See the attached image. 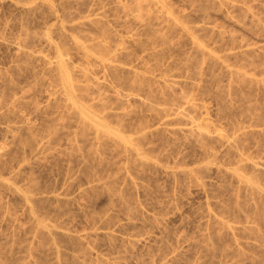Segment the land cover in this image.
<instances>
[{
	"label": "bare ground",
	"instance_id": "bare-ground-1",
	"mask_svg": "<svg viewBox=\"0 0 264 264\" xmlns=\"http://www.w3.org/2000/svg\"><path fill=\"white\" fill-rule=\"evenodd\" d=\"M40 1H41V3H40ZM111 1L113 2L114 12L118 13L119 16H121V18L119 20L115 19L117 17L113 18V19H115L114 23L124 24V26H126V27H122V25H121V28L123 29L124 35L125 34H127V35L131 34L130 36H132V39H133V37L137 38L139 36L138 34L141 33V32L138 33L139 31H143V33H146L148 38L150 37L147 40V42L149 44H154V45L164 43V42L166 43L165 40H167V37L172 32H175V31L179 33L178 36L179 35L184 36L186 38V40L188 41L189 50H188V55H187V53L185 54L186 55L185 59L182 58L183 64L181 66L182 67L181 69L184 70L187 74L189 73L190 74L189 76H191V78H193L194 80H196L200 83L199 90L201 89V93H203L204 86L207 84V81H208V83L210 82V83L214 84V86L211 85L212 87L216 86L215 92L217 94V97L224 98L226 100V101L225 100L224 101L227 102L226 104H228L230 106L233 103H235V106H234V104H233V106L236 107V110H240V108L242 107L241 111H239L240 112V119H239L240 122L236 124V122L234 120L235 123H233V126L229 127L230 129L232 128L231 132L229 130L228 134H223V133L217 131V129H215V130L211 129L209 124L206 122V119L202 120V119H204V117L202 119L200 118L201 121L197 120L198 116H200L205 109L204 106L202 105L204 103L198 104L196 99H195L196 97H200L201 94L199 91H198L199 96L196 95L195 98H194V95L191 96L192 94L191 95L189 94L190 92L189 93L187 92L189 94V96L187 94H184V92H181V93H183V95H180V96L177 95L178 97L176 99H174L176 101L174 103H176V104H174L173 103L174 100H172L173 97H176V96H173L172 99L170 98L172 100V102L170 100L169 105H170V103H173L174 107L151 105L149 103V99H151L150 97H154V96H153V94H151L152 90H148V89L149 88L151 89L153 86L149 85V88L147 89V91L144 92V89H145L144 84H145V86H148V85H146L148 79L145 83L144 79H146V78L143 77L144 75L140 76L141 73L139 74L137 71H135V72L132 71V68L130 69L132 71V74H131V71L129 72L130 67L125 68V65L122 63L126 62V61H124L126 56H124L123 62L121 60L123 58L122 56L125 54V51H124V47H125L124 41L125 40L123 41V38L119 39L120 37L118 38L116 33L113 34V32L111 31V28H110L111 26H109L106 22H104L102 20V18L100 19V18H93L92 17L93 18L92 19L89 17L90 20H88L89 18L88 19L85 18L87 20L86 22L89 21L87 24L90 23L89 26L91 28H93V30H94V32H96L97 36L96 35L92 36L90 33H87L85 35H82L81 37L77 36V34H76L77 37L76 36L74 37L73 35H72L73 37H71V35L69 34L70 37L68 39L71 42V44L70 43L69 44L72 46V49L75 50L77 54H79V56L81 57V59L83 61V64L81 63L82 64L81 67H76L75 65L72 66L70 64L71 62L69 60H66L65 57H63V51L58 49V47H60V45L62 43L60 42L61 43L60 45L57 44V45H59L58 47H56L57 46L56 44H55L56 45L55 46L52 43L51 38H50V34L53 36L52 32L47 33L45 31L43 34H39L38 37L35 34L34 35L36 37H32L34 35L29 34V33H31V31L28 33V30L26 28H25V30H24V28L23 29L21 28L18 36L15 39L13 38L14 41L10 40L12 42L9 45L7 44L5 46H8V49L11 51V56L13 55L12 57H14L15 59L19 58V57H22V58L24 57V58L28 59L29 62L37 63V64L41 65V67H43V75L41 74L42 78L40 79V82L39 81L38 82L40 83V85H43V87L46 86L48 83V87H46V89L44 90L47 93V95H46L47 96L46 97V100H47L46 104L47 105H45L46 108L45 109L43 108L44 110L43 109L42 110L45 111L47 109L48 111H50V113H53V116L49 117L50 114H46L47 116L45 118H47V117L50 118L49 122H47V123H49V127L48 128L45 127V128H47V130H45L43 128V130H45V131L42 133L39 132L41 134H39L38 137L33 136L34 134L32 131H33V125L35 126V124L32 125V123L30 122V119H27V118L25 119L24 117H22V114H20V117L17 116L20 112L19 109H21V107L23 105H25V107H26L25 103H27V106L29 104H31V102H28V101H30L29 98L31 97L30 92H29V91H31V88L28 87V88H30V90L27 89L28 91H25V90L21 91L20 90V92H19V94H17V96L13 93L15 95V97L12 96L13 98L10 101V103H9L10 106H8L7 110H8V113H10L14 117V119L16 118V122H12L13 123L12 125L10 123V125L5 126V129L3 130L4 133H2V135L4 134L3 135L4 139H3L2 143L0 144V162H1V160H4V159H2V157L6 154V150H8L9 147H10V150L12 147L14 149H16L19 152L21 157H20V160L18 161V163L17 164L15 163L16 166L18 167V170L16 172H14L13 175L10 176L9 179H3L2 176L0 177V215L2 218V219L1 218L0 219L2 220L3 224H5L10 230L9 235H8L9 237L6 240V241H8L7 242L8 246L5 245V247H6L5 251L10 252V250H12L14 248V246L16 245V242L20 243V241H17V237L15 234L18 231L23 230V231L27 232L28 237L26 238L24 243L22 242V245H20V246L18 245L19 248L21 247V250L23 252L21 260L20 261L17 260L18 264H46L47 262L45 259H47L49 261L48 262L49 264H121V263H119V261H121L122 256L119 253H115V256L112 257V260H111L112 262L109 261L111 263H108L107 261H105L106 259L104 260L103 257H102L103 259L100 258L101 256H98L97 258L95 257L96 259H94V261L91 259V263H89L90 262L89 257L91 255V249H88V248H90V247H88L89 245H93L95 243V241L97 240V238L100 236H104L109 241L114 240V239H112L113 236H112V234H110V232L106 233L104 231L105 232L104 233V232L100 231V230H103L104 227L99 226L100 228L92 229L89 231H84L83 233H79L77 236L76 235L73 236V235L69 234L68 233L69 230L65 229V231H63L64 228L61 229V226H60L61 224L57 223V221H56L57 219L56 220L54 219V217H59V214L54 210V208H57L56 210L58 211V208L60 206L59 207H50V208H52L51 210H54V211H51V210H48V211H51L53 213L56 212L55 214H58V216H55V214L52 215L50 212L49 215H50V217L53 216L52 218H49V215L47 218L46 217L47 215L44 213L45 211H41L43 204H44L43 202L46 199L47 201H45V202L48 203L49 198L47 199V197L43 196L45 198V199L43 198L44 199V201H43L42 199H40L41 195H40V197L37 195V194H39L38 190L41 191V189H38V187L36 185L37 183H34V182L37 181L38 179H36L34 181V179H33L34 175L32 176V174H30L31 176H29V174H28L29 177H27V178L25 177L26 180L22 183V185L20 184L21 187L16 186L17 184H15V182H18V181H16V179L20 173L21 168L25 167V170H26V167H28L27 169H29V171L33 173V171H31L32 168H34L33 165H35V164L38 165V163H40V165H41V162L42 163L45 161L48 162V159L51 160L50 158H53V157L55 158V156L60 157V156H63V154H64V155L69 156V157L70 156L75 157L76 155H78L77 153L80 152L79 151V147H81V146H79L80 144H84V145L86 144L85 148L87 150H88V148H87V145H88L91 156L96 155L95 151L98 150V148L101 146H105L104 148L109 147L108 150L113 151L115 153L114 155H116V156L118 155L119 159L113 160V163H114V161L115 162L118 161L117 162L118 164L114 163L115 165H117L116 171L115 170L114 171L112 170V171L115 172L116 174H118L119 179H121L122 176H124V177L127 176L128 169L126 168L127 166H125L127 164L128 165L130 164V166H131V164H133L132 167L133 166L134 167L132 168V170L135 167H136L135 169H137V166H139L138 168L140 169V171H142L141 168H143V167H144V169H145V167L152 168L151 169L152 171L154 169L156 170L157 167H156L155 161L158 158L157 159L155 158V161L153 160L154 162L152 161V159H151V161H149L151 158V154H150V157H146L149 155V153L147 155L146 154L147 152H146L145 153L146 156H145L144 152H142L140 150L142 148V146L140 148V144L142 143L141 145H144V143H145L144 139H148V138H145V135L147 134V132L145 131V127H144L145 124L143 123L144 125L142 124L143 126L141 125L142 126V128H141V126H139V121H140L139 119L140 118L135 114H137V112H138L139 113L138 115H141L140 112L144 111L145 113H147V116H149V119L151 118L153 121H156V120L162 121L163 124H161V125H163L164 128H166L171 134H173V135L182 134L184 137H186V140L189 139L192 142H194V144L196 143V145H198V147L201 149V153H203V156L205 155V157L208 158V161H211V162L214 161L215 162L216 158H218V157H216L217 155L214 152L215 150H213V147L214 148L216 146L224 147L226 149L225 150L226 152L231 153L232 157L234 158V162H235L234 167H232V168L213 167V165H211L210 164L211 162H210L208 164L204 163L205 165L204 164L202 166L199 165V167L197 166L194 169H188V170L184 169V168L183 169H176V168L173 169V167L168 168L169 166H167L166 168L161 169L162 170V173H161V171L159 170V167L161 166V164L159 163L160 164L159 165L157 163V162H159L158 160L156 161V163L158 164V169H157L158 172L160 171L161 174H164V176L167 178V180L168 179H174L175 177H178V176L184 177V180H185V178L190 179L189 181H192L191 179L196 180L197 177L199 179L200 178L205 179L212 172L215 173V176H219L220 180L221 179L223 180V181L221 180L222 183H220V184L222 185L224 183L222 185V187L224 189V190L223 189L222 190L224 193H226L227 191L229 192L230 195H227V196L230 197L228 200H231L230 201L231 205L229 208H228L229 205H227L228 209L224 212L222 211V214L221 215L219 214L220 216H217L216 213L214 215L213 214L214 212L209 210V206H211V205H209L210 203L209 204L206 203V205H204V207L200 210L199 219L201 221V227H203V230H205V232H206L203 234L204 236L202 235L203 236V242H202L203 246L201 244L200 245L202 246L203 251L205 250L210 256H214V255L220 256L221 259H223L224 264H238V263H241V261H243V260L246 261L249 258H247L248 254H245V252H246L245 249H249L251 246H253L252 244L255 243V242H253L251 244L249 240L256 241L260 237L262 238V236H260V233H261L260 227H261V225L264 226L263 225L264 224V207H263L264 206V191L262 189L263 186L261 187V185L259 184V181H258L259 178L261 180V177H264L263 176L264 175V163L253 161L252 157H250L249 155L246 154V152L248 150V146H252L251 144H249V141L251 140V142H252V140H254V139L255 140L259 139L256 137L262 136V138H263V136H264V106L263 105L261 106L257 103L258 102L257 96H256L257 100L254 97L257 94L264 96V55L261 53L257 54L258 52H264V51L263 50L258 51V50H260V49H258L257 50L258 52H256V50H254V47L252 48L246 41H243V40L238 41L237 37H235V33L233 35V33H228V32H226V31H224L218 27L212 26L210 24V22H208L209 16L207 15V9L208 8H214V7L223 8V11L225 10L227 12L226 14L229 16L233 12L234 13L236 12V14L239 15V16H237V18L241 17V20H242V18L248 20L250 22V24L253 25L252 28H254L255 31H257L258 35H260L261 37L264 38V21H263L264 18L260 19V18H258V15L256 16V14H255L256 12H254V8L256 5L254 6L255 3L254 4L252 3L253 1H256V0H204L206 3H204V5L198 6V8L200 7L199 10L196 9L199 11V13H197V14H200V16L203 20L202 25H197V26H192V27L191 26L188 27L187 25H186V27H184L185 25H183V27H182V25H180V23H178L176 21L177 19H175L173 17L175 12L172 15L170 13L171 10L169 8L168 9L170 11L168 12L167 9L165 8V6L160 5L156 0H111ZM195 1L196 2H198V1L203 2V0H195ZM0 2H1V0H0ZM39 3L40 4H38V5L40 6V9H41V6H44V7L46 6V9H47V7H49V6H47L49 4V3L47 4V1L45 2L44 0H39ZM164 3H166V2H164ZM189 3H191V2H189ZM246 3L247 4L252 3V4L247 5ZM175 4H176V2H175ZM191 4L194 5L195 2L191 3ZM35 5H37V3ZM35 5H32V6L34 7ZM198 5H200V4H198ZM32 6H30V8L28 6H26V7H28V9H26L25 4H24V8L20 5V7H22L23 9H26V10H22V8L20 9V7H18V8L20 11H23V13H24L23 16L25 17V14L29 15V12L31 13V11H33L31 9ZM195 6H196V4H195ZM173 7H174V5H173ZM35 8H34V10H35ZM50 8L51 7H49V9ZM209 11H210V9H209ZM228 11L231 12V14L230 13L228 14ZM115 13H113V14L117 15ZM33 14L34 13H32L31 15H33ZM177 15H179V14H177ZM183 16H185V15L183 14ZM232 16H234V15H232ZM232 16L228 17V18H229V21L232 20V22H234V20L237 18L235 17V19H234V18H232ZM24 17H22V18H24ZM26 19H27V17H26ZM185 19L186 18H184V21H185ZM239 20H240V18L238 19V21ZM113 21H112V23H113ZM180 21L182 22V19ZM248 21H246V22H248ZM240 22L241 21H239V23ZM85 23H83V25ZM182 23H184V22H182ZM57 24H58L57 26L55 24H54L55 26L54 25L52 26V28L54 27L53 33H56L57 37L61 36V38H63L62 36H64L66 34V33L63 34V29H67V28L62 27L63 25L62 26L59 25L60 23H57ZM185 24H186V22H185ZM75 25H74V28H77V27H75ZM77 25H79V24H77ZM244 25H246V24H244ZM24 27H25V25H24ZM81 27H78L79 30ZM51 30L52 29H50V31ZM93 30H91L92 34L94 33ZM249 30H250V28H249ZM251 30H253V29H251ZM77 31H78V29H77ZM79 32H77V33L79 34ZM121 32H122V30H121ZM115 35H116L117 39H119V40L116 39ZM166 35H167V37H166ZM65 36L67 37V35H65ZM140 36H141V34H140ZM207 36L212 37L211 39H212V45L213 46L211 45V47L212 48L214 47L213 49H209L208 48L209 46L206 47L205 43H201L203 41H200L198 38V37H202L201 40H204L207 38ZM238 36H240V35H238ZM59 39H60V37H59ZM30 40L35 41L38 44V46H40L41 51L31 52V51L27 50L26 49L27 47L25 48V46L27 43H29ZM64 40H66V39H63V40L60 39V41H63V42H64ZM134 41H136V40H134ZM6 42H4V43H6ZM138 42H136V43H138ZM148 43H146V44H148ZM29 45H28V47H29ZM126 45H127V43H126ZM142 46H144V45H142ZM149 46L150 45H148V47ZM62 47H63V44H62ZM145 47L147 48V46H145ZM151 48H153V47H151ZM140 49H142V47ZM216 51H219V52L224 51V54L219 55L218 52L216 54ZM155 53H157V51ZM158 57L161 58V55ZM155 58H157V57H155ZM180 60H181V58H180ZM129 61H131V59ZM159 63H160V61H159ZM31 66H32V64H31ZM133 69H135V68H133ZM181 69H179V71ZM145 70H147V69H145ZM182 70H181V72H184ZM185 72H184V74H185ZM125 73L128 76H130V74H131V77L127 76L129 78V79H127L126 75L124 77ZM203 73L208 75V77L205 75L206 76L205 79L208 78V79H206V81L203 80L204 77L202 78V76H204ZM144 74H145V72H144ZM108 76H110V79H112L114 84L117 85V87L115 89L113 87L111 94H108V86H107V82H106V78ZM0 77H1V74H0ZM48 77H50V78H48ZM3 78H1L0 81H2ZM5 79H6V77H5ZM165 80H167V79H165ZM165 80L164 81L161 80V81H163V84H161V85L164 86V87H162L164 90L163 89L162 90L164 92H165V90H167V91H171L174 93L175 87H177V85L180 84V82L178 83V81H172L173 83L170 82L168 84ZM183 80H185V79H183ZM6 81H7V79H6ZM204 81L206 82L205 85L203 84ZM10 82H12V81H10ZM45 83H46V85H44ZM151 83L153 84V82H151ZM193 84H194V81H193ZM195 84H194V86H195ZM3 85H4V83H3ZM7 85H8V81H7ZM201 85H203V86L201 87ZM124 86L128 88L127 92H129V94L126 93V95H124V94L122 95L120 93V89L122 87L124 88ZM211 86L209 85V87H211ZM36 87H37V85H36ZM109 88H110V86H109ZM154 88H157V87H154ZM7 89H8V87H7ZM10 90H12V89H10ZM162 90H160V91H162ZM208 90H209V88H208ZM242 90H245V93H243ZM121 92H122V90H121ZM171 92H170V94H171ZM7 93H10V92H7ZM166 94H168V93H165V95ZM7 96H9V94ZM201 96L204 97V94H202ZM163 97H164V95H163ZM262 97H260L261 100H262ZM1 99H0V103L2 104L3 99H2V101H1ZM6 99H8V98H6ZM221 100L222 99H219V101H221ZM263 100H264V98H263ZM4 101H6V100H4ZM224 101H223V104H225ZM44 102H45V100H44ZM237 103L240 104V106H241L238 109H237V107L239 105ZM260 103H261V101H260ZM7 104H8V102H7ZM113 104H114V106L112 107ZM223 104L221 102V105H223ZM262 104H264L263 101H262ZM33 105H32L33 112L34 111L36 112L38 108H37V106H34L37 109L34 108ZM228 105H226V106H228ZM226 106H225V112L228 109V107L226 109ZM30 107H31V105H30ZM111 107L112 108L116 107L115 109L118 112L114 110L116 113H113V110H112L111 111L112 113H111L110 112ZM230 107H232V106H230ZM234 107H233V109H234ZM223 108H221V109H223ZM221 109L219 112H222ZM0 110H1V107H0ZM229 110L231 111L232 108ZM229 110H227V111H229ZM2 112L3 111L1 110L0 120L3 119V117L5 116L4 113L2 114ZM206 112H207V110H206ZM234 112H235V110H234ZM21 113H22V109H21ZM236 114H238V116H239V113H236ZM133 115H135L134 116L135 118H139V119H136V122L138 120V123H137L138 129H140V128L143 129V127H144V130H143V133H141L142 130L137 131L138 133L137 134L135 133V135H138V136L131 139L129 137L123 136L122 132L120 133V130L122 128H125V127L121 128V126L124 125V123L126 122L125 119H127V121H128V117L130 118ZM109 116L114 117V118L111 119V118H109ZM224 116H225V113H224ZM238 116H237V118H238ZM106 118H109L110 120L115 119L114 121H116V126L118 128H116L114 125L112 127H115L116 129L109 127L104 122V121H108V119L106 120ZM229 118H230V116H229ZM122 120H125V121H123V123H122ZM130 120H131V118H130ZM44 121H46V120L44 119ZM230 121H232V120H230ZM134 122H135V120H134ZM47 123L45 124V126L47 125ZM111 123H109V125ZM113 123H115V122H113ZM140 123H142V122H140ZM145 123H146V121H145ZM176 125H179V126L181 125L182 127H179V126L176 127ZM134 127H136V126H134ZM65 129L66 130L71 129V130H70V132L67 131L69 136L66 133V137L67 136L68 137L66 138L65 143L63 144V148H61V145L58 147L55 144H56V142H58L60 137H63L61 135L65 132L64 131ZM133 129L134 128L132 127V130ZM146 130H148V129H146ZM134 131H136V129H134ZM155 131H157V129H155ZM34 133H36V135H38L37 131L36 132L34 131ZM131 133H133V131ZM170 133L168 134V132H167L166 134H168L171 137H174V136L170 135ZM31 134H33V135H31ZM150 137H152V136H150ZM253 142L255 143V141H253ZM261 142L263 143V141H261ZM84 145H82V147H84ZM153 146H155V145H153ZM254 146H256V145H254ZM258 146H259V144H258ZM146 147H147V145H146ZM148 147H150V146H148ZM85 148H84V150H86ZM105 150H107V149H105ZM142 150H143V148H142ZM255 150H257V149L255 148ZM100 151H102V150L100 149ZM143 151H145V150H143ZM152 151H153V149H152ZM10 152L11 151H9V153H7V154H10ZM103 152H104V149H103ZM80 153H82V152H80ZM87 153L89 154V152H87ZM254 153L256 154L257 152H254ZM258 153H260V152H258ZM258 153H257V155H258ZM12 154H14V153H12ZM88 154H86L87 157L89 156ZM99 155H97V157ZM59 157H57V158H59ZM153 157H154V155H153ZM95 158H96V156H95ZM12 159H13V157H12ZM209 159H211V160H209ZM230 159H232V158H230ZM93 160L95 161V159H93ZM205 160H207V159L205 158ZM29 161H31L32 163L31 162L29 163ZM123 161H124V163H127V164L122 165L121 162H123ZM99 162H100V160H99ZM97 163H98V161H97ZM105 163H107V162H105ZM91 164H92V162H91ZM107 165H108V163H107ZM115 165H112V166H115ZM164 166H161V167H164ZM7 169H9V168H7ZM129 169H130V167H129ZM139 169L137 171H139ZM26 172H27V170H26ZM98 173H100V172L98 171ZM113 174L114 173H112V175ZM66 175H67V173H66ZM73 175H74V173H73ZM128 176H129V174H128ZM136 176H138V175H136ZM94 177L96 178V176H94ZM104 177H105V175H104ZM109 177H110L109 180H108V177L105 178V179H107L106 182H103V183H102V181L100 182V183H102V185L100 183H98V184H100L99 186L103 187V189H104L105 187H108L110 184H112L111 183L112 181L119 180V179H116L110 175H109ZM115 177H117V175ZM19 179H21V178H19ZM24 179H22V180H24ZM102 180L105 181L104 178H102ZM123 183H127V185L130 188L133 185V183L131 181H129V179H126L125 182H123ZM192 183H195V182H192ZM88 185H87V187H84V189H82L80 191V193H79L80 198L87 197V195H89V193L92 190H94V189H92V187H90ZM139 185H140V183H139ZM139 185H138V187H139ZM221 185H218L219 188H222V187H220ZM65 186H66V184H65ZM108 188L111 189L110 187H108ZM108 188H105V190L107 189V192H109ZM132 188H133V186H132ZM135 189H136V187H135ZM143 189H144V187H143ZM225 189L227 191H225ZM42 192L47 193L46 190H44ZM110 192H112V190H110ZM110 192H109V194H110ZM115 192H116V189L114 191V194H115ZM228 192H227V194H228ZM117 193L119 195L116 196L117 194H115L114 196H116L118 199V197L120 196V192H117ZM122 193H123V191H122ZM59 194H61V193H59ZM59 194H58V196L54 195V196L50 197V201H52V200L55 201V203H52L53 205L59 204L58 202L62 201V200L60 201L61 196ZM3 195L16 197L19 200V202L21 204L22 211L24 212V215H25V219H24V217H23V219L26 220L27 223H24L23 222L24 220L21 221L22 218L20 219L19 217L18 218L15 217L12 209H10L7 205L4 206L1 204L2 203L1 200H2ZM122 195L123 194H121V196ZM108 197H109V195H108ZM64 201H65V199H64ZM126 201L127 200H125V201L122 200V198L120 200H118V202H121L124 205L122 207L124 208V216L125 217H123V218H125L124 219L125 225L127 226V228L129 227V229H132V232H135L134 229L137 226L135 227V224H134L135 222L132 218H134L136 215H135V212L133 210H131V208L127 207L128 205H129V207H131L130 206L131 204H128ZM64 204H65V202H64ZM122 204H120V206ZM226 204H227V202H226ZM228 204H229V201H228ZM244 206H246V208H247L246 209L247 213H246V211L244 212V210H245ZM223 210H224V208H223ZM219 211H220V208H219ZM62 212H64V210ZM122 212H120V213L122 214ZM59 213H60V210H59ZM94 215L89 218L90 221H88V222H90L91 224L99 223L98 218H100V217H97L98 216L97 214H96L97 216H94ZM122 216H123V214H122ZM71 220H72V218H71ZM58 222H60V221H58ZM156 222H158V221H156ZM0 223H1V221H0ZM104 225H105V222H104ZM150 225H152V224H150ZM153 225H154V223H153ZM126 226H125V228H126ZM157 227H158V225H157ZM129 229H127V230H129ZM106 230H108V229H106ZM23 231H21V232H23ZM129 231H131V230H129ZM1 235H3V234H1ZM261 235H262V233H261ZM3 236H5V234ZM160 236H162V235H160ZM263 236H264V234H263ZM198 237H201V236H198ZM238 237H239V239H238ZM130 238H132V237H130ZM130 238L127 241L125 240L122 243H120L121 248L124 252L128 251L131 247H133L135 245V243L136 244L138 243V241H136L137 238H133V239H130ZM223 238H225L226 242L228 241V243L227 244L224 243L225 245L221 244L222 246L219 245L220 246L219 249H218V245L216 244L217 248H215V246H214L215 243L217 241H219L220 239H221L220 241H222ZM69 239L73 240V241L70 240V242H73V243H74V241L76 242L75 244H77L78 250L75 251L73 249V251L76 252L77 255H75L76 253L73 252L74 255L71 257V259L68 262L65 259L66 258L65 255L61 252L59 246L61 245L60 243L64 242V240L69 241ZM146 239H148V238H146ZM163 239H165V238H163ZM182 240H184V238L182 237V235H179L176 242H179V241L182 242ZM243 240L245 242H243ZM109 241H108V243H109ZM193 241L191 240V242H193ZM157 242H158V240H157ZM181 242H179V243L182 244ZM257 242H259V241H257ZM5 244H6V242H5ZM117 245H119V244H117ZM255 245H258V244L256 243V244H254V246ZM173 246L174 245H172V247ZM193 246H194V244H193ZM172 247L170 246V248H172ZM246 247H248V248H246ZM258 247L256 249H258V251L261 250V249H259L260 247L259 248ZM1 248L2 247H0V249ZM115 248H117V247H115ZM200 248H198V249H200ZM243 248H244L245 252L243 251ZM253 248H251V249L254 251ZM3 249H4V247H3ZM168 249H169V247H168ZM110 250H112V249H110ZM252 250H250V251H252ZM112 251H114V249ZM123 251H121V252H123ZM166 251L171 254V255L169 254L171 257L170 258L171 260L170 259L169 260L171 262L173 261V263L180 257V254H181L180 253L181 248L179 249L178 246L173 247L170 251H168V250H166ZM258 251H257V253H258ZM162 252H160V254H163ZM261 252L263 253V251H261ZM261 252H259V253H261ZM0 253H1V251H0ZM164 253H165V251H164ZM1 254L5 255L4 253H1ZM38 254L41 255L42 260L37 258ZM199 254H201V252ZM251 254H249V255H251ZM7 255H5V256H7ZM42 255L45 257L43 258ZM252 255H254V254H252ZM255 255L252 256V258L255 257ZM195 256H194V258H196ZM210 256H209V258H210ZM198 257H199V255H198ZM215 257L216 256H214V258ZM17 258H18V256H17ZM123 258H125V257H123ZM151 258H150V260L145 262V264L146 263L152 264L153 259L151 260ZM182 258H183V256H182ZM199 258H196L197 259L196 262H200L198 260ZM204 258H206V257H204ZM204 258H203V260H204ZM252 258H250V259H252ZM1 259L5 260V258H1ZM1 259H0V264H3V260H1ZM88 260H89V262H88ZM178 260H181V259L179 258ZM217 260H218V258H217ZM253 260H254V258H253ZM256 260H257V258H256ZM13 261H15L14 258H13ZM247 261L249 262V260H247ZM5 262H7V261H5ZM5 262H4V264H5ZM193 262H195V261L193 260ZM8 263H9V260H8ZM10 263H11V261H10ZM13 263H15V262H13ZM166 263H164V264H166ZM173 263H171V264H173ZM195 264H198V263H195Z\"/></svg>",
	"mask_w": 264,
	"mask_h": 264
},
{
	"label": "rangeland",
	"instance_id": "rangeland-1",
	"mask_svg": "<svg viewBox=\"0 0 264 264\" xmlns=\"http://www.w3.org/2000/svg\"><path fill=\"white\" fill-rule=\"evenodd\" d=\"M44 1L45 2L47 1V4L49 3L47 6L51 7L50 8L51 10L49 9V7H47V9H46V6L45 7L44 6H41V9H40V6L38 4H40L41 1L39 3V0H3V1L1 0V2H0V43H1L0 44V74H1L0 80H1V78L4 77L3 80L0 81V99L1 98L3 99L2 104L0 103L1 104L0 107H1V110L3 111L2 114L4 113L5 116L7 115L6 117L4 116L3 119L0 120V144L2 143V141L4 139L3 138L4 137L3 136L4 134L2 135V133H4L3 130L5 129V126L10 125V123L12 125L13 124L12 122H16V118L14 119V117L10 113H8V110L7 109H8V106H10L9 103H10V101L13 98L12 96H14V97H15V95L17 96V94H19L20 90L21 91H23V90L28 91L27 89L30 90V88H31V91H29L31 97L29 98L30 101H28V102H31V104H29L27 106V103H25L26 104V107H25V105H23L21 107L22 113H21V109H19L20 112L17 115V116L20 117V114H22V117H24L25 119L26 118L27 119H30V122L32 123V125L35 124V126L33 125V131H32L34 135L33 134H31V135H33L35 137H38L39 134H41L42 132H44L45 130H47V128L49 127V123H47V122H49V119H50L49 117L53 116V113H50V111H48L47 109L45 111H43L46 108L45 105H47L46 104L47 103L46 102L47 101L46 100L47 93L44 90L46 89V87H48V83H47V85H46V83L44 84V85H46V86H44L45 88L43 87V85H40V83H39L40 82V79L42 78V75H43V67H41V65H39L37 63L29 62L28 59H26L24 57L23 58L22 57L16 58L17 59L16 60L14 57H12L13 55L11 56V51L8 49V46H5V45H7V44L9 45L12 42L10 40H13L14 41V39L18 36L21 28L22 29L24 28V30L26 28L28 30V33L31 31V33H29V34H31V35L32 34L33 35L35 34V35H37V37H38L39 34H43L45 31L47 33H49V32L51 33L52 32L53 36L50 34V38H51L52 43L54 45L55 44L56 45L57 44L60 45L61 43L63 44V47H62V44L60 45V47H58L59 45H57V46L55 45L56 47H58L59 50L63 51V57H65L66 60H69L71 62L70 64L72 66L75 65L76 67H81L82 64H83V61H82L81 57L79 56V54H77L76 51L72 49V46L70 45L71 42L69 41L68 38L70 37V35H71V37H73V36L75 37L76 34H77V36L81 37L82 35H85L87 33H90L92 36H95L96 35V32H94L93 28H91L89 26L90 23L87 24L89 21L86 22L87 20L85 19V18L88 19L89 17L90 18H92V17L93 18H100V19L102 18V20L104 22H106L109 26H111L110 28H111V31L113 32V34L116 33L117 37L118 38L120 37L119 39H122L123 38V41L125 40L124 41L125 42L124 43V45H125L124 51H125V54L126 55L124 54L122 56L123 58L121 60L123 62L124 56H126V58L124 59V61H126L127 63L126 62H123V63L121 62V63L125 65V68H129L130 67L129 68V72L131 71L130 69L132 68V71H134V72L137 71L139 74L141 73L140 76H143L144 75L143 77L146 78V79H144L145 80V83H146V81L148 79V81L146 83V85H148V86H145V84H144V88H145L144 89V92L147 91V89L149 88V85L153 86L152 87L153 89L152 88L151 89L150 88L148 89V90H152L151 91V94H153V96H154V97H150L151 99H149V103L151 105H154V106L157 105V106L174 107L173 106V103L176 102L174 99H176L180 95H183V93H181V92H184V94H187L188 96H189V94L190 95L192 94L191 96L194 95V98H195L196 95L199 96V92H200L201 95L204 94V97H202L200 95V97H196L195 99H196V101H197L198 104L204 103L202 105L204 106L205 109L202 112V114L200 116H198V119L197 120L201 121L200 118L202 119L204 117V119H202V120H205L206 119V122L209 124V126L211 127V129H213V130L217 129V131H219V132H221L223 134H228L229 133L228 132L229 130L231 132V129L232 128L230 129L229 127H232L233 126V123L236 122V124H237V123L240 122L239 121V119H240V112L239 111H241V109H242V107L240 106V104L237 103L239 105V106L237 105L238 106L237 109L239 107H241L240 110H236V107H234L235 106V103H233L234 106L232 104V105H230L232 107H230L228 104H226L227 102H225L226 100L224 98L217 97V94L215 92L216 86L215 87H212V86H214V84H212L210 82L208 83V81H207V84H206V82H205L206 79H208V78L205 79V77L206 76L208 77V75H206L205 73H203L204 76H202V78L204 77L203 80H205L203 82V84L204 85L206 84V85L204 86L203 93H201V89L199 90L200 83L198 81L194 80L193 78H191V76H189L190 75L189 73L187 74L184 70L181 69L182 68L181 66L183 64V61L182 60L185 59V56H186L185 54L186 53L188 55L189 46H188V41L186 40V38L184 36H180V35H179L180 36L179 37L178 36V34H179L178 32L175 31L177 34L175 32H172L169 35L170 37L168 36L169 38L167 37V35H168L167 34L166 35L167 40H165L166 43L164 42V43H160V44H157V45L155 44L154 45V44H149L147 42V40L150 37L148 38V36L146 35V33H143V31H139L138 33L141 32L140 33L141 36H140V34H138L139 36L137 38L136 37H133V39L136 40V41H134L132 39V36H130L131 34H128V35L125 34L124 35L123 29L121 28V25H122V27H126V26H124V24H122V23H117V24L114 23L115 22V19L116 20H119L121 18V16H119L118 13H115L114 12L113 2L111 0H101V1L100 0H44ZM156 1L160 5L165 6V8L167 9L168 12L171 10L170 13L172 15L175 12L176 15L174 14L173 17L175 19H177L176 21L178 23H180V25H182V27H183V25H185L184 27H186V25L188 27L202 25L203 20H202L200 14H197V13H199L198 10L200 8V7L198 8V6L204 5V3H206L204 0H203V2L202 1L196 2L195 0H156ZM256 1H253L252 2L253 4L255 3L254 6L256 5L255 8H254V12H256L255 14H256V16L258 15V18L263 19L264 18V0H259V1L256 0ZM164 2H166V3H164ZM175 2H176V4H175ZM189 2H191V3H194L195 2L196 6H195V4L193 5V4L189 3ZM36 3H37L38 6L35 5ZM197 3L200 4V5H198ZM24 4H25V8L26 9H28V7L30 8V6H32V5H35L34 7L32 6L33 8L31 7V9L33 11H31V13L29 12V15L27 14L28 16L25 14V17L23 16L24 15L23 11H20L19 8H18V7H20V5L24 8ZM249 4H247V5H249ZM173 5H174V7H173ZM26 6H28V7H26ZM22 7H20V9ZM23 8H22V10H26V9H23ZM34 8H35V10H34ZM196 9H198V10H196ZM209 9H210V11H209ZM32 13H34V14L31 15ZM113 13H115L117 15H114ZM226 13L227 12L225 10L223 11V8H217V7L208 8L207 9V15L209 16L208 22H210V24L212 26L218 27V28H220V29H222V30H224V31H226L228 33H233V35L235 33V37H237V40L238 41H242V40L243 41H246L252 48L254 47V50H256V52L261 51V50L264 51V38L261 37L260 35H258L257 31H255V29L252 28L253 25H251L250 22L248 20H246V19H243L242 18V20H243L242 21L241 20V17H238L237 18V16H239V15L236 14V12L235 13L233 12L231 14V12L228 11V14L229 13L231 14L230 16L227 15ZM177 14H179L180 16L177 15ZM183 14L185 16H183ZM232 15H234V16H232ZM178 16L182 19V22H184V23H182L180 21L181 19ZM231 16H232V18L235 19V17H236L237 19H235L234 22H232V20L229 21V18L228 17H231ZM22 17H24V18H22ZM26 17H27V19H26ZM115 17H117V18L119 17V18L117 19ZM90 18L88 20H90ZM113 18H115V19H113ZM184 18H186L185 21H184ZM239 18H240L239 21H241L240 23L238 21ZM245 20L248 21V22H246ZM112 21H113V23H112ZM263 21H264V19H263ZM185 22H186V24H185ZM57 23H60L59 25H61V26L63 25L62 27L67 28V29H63V34L66 33L65 35H67V37L65 35L62 36L63 38H61V36H58L57 37L56 36L57 34L56 33H53L54 32L53 31L54 30V27L52 28V26L54 24L57 26L58 25ZM83 23H85V24L83 25ZM75 24L76 25L79 24V25L76 26ZM244 24H246V25H244ZM24 25H25V27H24ZM74 25L77 28H74ZM78 27H81L82 29L80 28V30H79ZM249 28H250V30H249ZM50 29H52V30L50 31ZM77 29H78V31H77ZM251 29H253V30H251ZM91 30H93V32L95 33V34L93 33L94 35L92 34V31ZM121 30H122V32H121ZM77 32H79V34ZM35 35L32 36V37H36ZM116 35H115V37H116ZM238 35H240V36H238ZM59 37H60V39H62V40L63 39H66L67 41L66 40H64V42L63 41H60ZM117 37H116V39H117ZM198 38H199L200 41H203L201 43H205L206 47L209 46L208 47L209 49H213L214 48V47L213 48L211 47V45H212V39H211L212 37L211 36H209V37L207 36L206 39L203 38L204 40H201L202 37H198ZM119 39H117V40H119ZM32 40H30L29 43L26 44L25 48L27 47L26 49L29 50V51H31V52L41 51L40 46H38V44L35 41H32ZM4 42H6V43H4ZM136 42H138L139 44L136 43ZM126 43H127V45H126ZM144 43L145 44L148 43V44L145 45ZM28 45H29V47H28ZM142 45H144V46H142ZM148 45H150V46L148 47ZM145 46H147V48ZM141 47H142V49H140ZM151 47H153V48H151ZM258 49H260V50H258ZM156 51H157L158 54L155 53ZM217 52H218L219 55L224 54V51H220V52L219 51H216V54H217ZM260 53L264 55V52H258L257 54H260ZM160 55H161V58L158 57ZM155 57H157V58H155ZM180 58H181V60H180ZM130 59H131V61H129ZM159 61H160L161 64L159 63ZM31 64H32V66H31ZM133 68H135V69H133ZM145 69H147V70H145ZM179 69H181L182 71H184L186 75L184 74V72H181V70L179 71ZM132 71H131V74H132ZM144 72H145L146 75L144 74ZM146 72L147 73L149 72V73L147 74ZM131 74H130V76H128L125 73L124 74V77L126 75V78L129 79L128 77H131ZM5 77H6L7 81H8V85H7V81H6ZM48 78H50V77H48ZM182 78L185 79V80H183ZM165 79H167V80H165ZM161 80H163V81L165 80L168 84L170 82H172V81H178V83L180 82V84H178L177 87H175L174 93L171 92V91H167V90H165V92H164L163 91L164 89L162 88L164 86L161 85V84H163V81H161ZM10 81H12V82H10ZM193 81H194V84L196 83L195 84L196 87L194 86ZM106 82H107V86H108V94H111L113 87L115 89L117 87V85L114 84V82L112 81V79H110V76H108L106 78ZM151 82H153V84ZM3 83H4V85H3ZM36 85H37V87L38 86L39 87L37 88ZM209 85L210 86L212 85V86L209 87ZM6 86L8 87V89H7ZM109 86H110V88H109ZM202 86L203 85H201V87ZM28 87H30V88H28ZM154 87H157V88H154ZM207 87L209 88V90H208ZM10 89H12V90H10ZM121 90H122V92H121ZM160 90H162L163 92L160 91ZM127 91H128V88L125 87V86H124V88L122 87L120 89V93L122 95L123 94L126 95V93L129 94V92H127ZM7 92H10V93H7ZM170 92H171V94H170ZM187 92L188 93L190 92V93L188 94ZM242 92L245 93V90H242ZM165 93H168L169 95L168 94L165 95ZM8 94H9V96H7ZM163 95H164V97H163ZM173 96H176V97H173ZM256 96H257V99L258 100L256 99ZM262 96L263 95L257 94L254 97L258 101L257 103L259 105H261V106L263 105L264 106V104H262V101L264 102V100H263L264 96L263 97ZM172 97H173V99H172ZM260 97H262V100H261ZM6 98H8V99H6ZM170 98L172 100H174V101H173V103H170V105H169V102L171 100ZM2 99H1V101H2ZM219 99H222V100L219 101ZM4 100H6V101H4ZM44 100H45V102H44ZM172 100H171V102H172ZM150 101L151 102L153 101V102L151 103ZM223 101L228 106H226L225 104H223ZM260 101H261V103H260ZM7 102H8V104H7ZM221 102H222L223 105H221ZM174 104H176V103H174ZM30 105H31V107H30ZM32 105H33V107L34 106H37L38 109L36 107H34V108L37 109L36 112L35 111L33 112ZM224 105L226 106V109L228 107L227 110H229L231 108H232V110L231 111L230 110L229 111L226 110V112H225V106ZM113 106H114V104L112 105V107ZM112 107H111L110 112L113 110V113H116L115 112V111H117L115 109L116 107L115 108H112ZM233 107H234V109H233ZM221 108H223V109H221ZM220 109H221L222 112H219ZM1 110H0V112H1ZM206 110H207V112H206ZM234 110H235V112H234ZM4 111L5 112L7 111V112L5 113ZM224 113H225V116H224ZM236 113H239V116ZM46 114H50V116L48 115L49 117H47L48 119L45 118L47 116ZM138 114L139 113L137 112V114H135V115H137L140 119L139 118H135L134 117L135 115H133V116L130 117L131 120H130L129 117H128V121H127V119H125L127 123L125 122L124 125L121 126V128L122 127H125V128H122V129L120 128L121 129V130L119 129L120 130V133L122 132V135L123 136L129 137V138L133 139L136 136H138V135H135V133L137 134L138 133L137 131H140V130H142L141 133H143V130H144V127H145V131L147 132V134L145 135V138H148V139H144V142H145L144 145H141L142 143L140 144V148L142 146L143 150H145V151H143L142 148L140 150L142 152H144V154L147 152L146 154L148 155V153H149L148 156H146V154H145L146 157H150V154H151L150 160L148 159L149 161H151V159H152V161L153 160L155 161V158L156 159L158 158L157 160L159 162H157V163L158 164L160 163L161 166H164L165 165L164 167H161V166L159 167V170L161 171V173H162V170L161 169H164L167 166H169L168 168H172L173 167V169H175V168L176 169H183L184 168V169H187L188 170V169H194L197 166L199 167V165L202 166L204 163L205 164H208V163L211 162V161H208V158L205 157V155L203 156V153H201V149L198 147V145H196V143L194 144V142H192L189 139L186 140V137H184L182 134H180V135L179 134H175V135L171 134L166 128H164L163 125H161V124H163L162 121H158V120L153 121L151 118H150L151 119L150 120L149 119V116H147V113H145L144 111H141L140 112L141 115H138ZM229 116H230V118H229ZM237 116H238V118H237ZM109 118L113 119L114 117L109 116ZM109 118H106V120L108 119V121H104V122L109 127H111V128H115V127L118 128L116 126V121H114L115 119L114 120H110ZM44 119L46 121H44ZM136 119H139L140 120L139 121V126H141L143 123L145 124V126L143 127V129H141V128H142V126L144 124L141 126L140 129H138V127H137L138 126L137 125L138 120L136 122ZM125 120H122V123ZM134 120H135L136 123L134 122ZM230 120H232V121H230ZM234 120H235V122H234ZM112 121L115 122V123H113ZM145 121H146V123H145ZM140 122H142V123H140ZM46 123H47V125L45 126ZM109 123H111V124L109 125ZM113 125L115 127H112ZM130 125L134 129H136V131H134V129L132 130V127ZM134 126H136L137 128L134 127ZM178 126L179 125H176V127H178ZM45 127H47V128H45ZM179 127H182V126L180 125ZM43 128L45 130H43ZM146 129H148V130H146ZM155 129H157V131H155ZM70 130L71 129H69V130L68 129L67 130L65 129L64 130L65 132L61 135L63 137H60V139L58 140V142L60 141L59 142L60 144L58 142H56V144H55L56 146L59 147L61 145V148H63V144L65 143L66 138L69 136V134L67 133V131L70 132ZM34 131L35 132L37 131V134L38 135H36V133H34ZM132 131H133V133H131ZM39 132H41V133H39ZM167 132H168V134L170 133V135H172L174 137H171L168 134H166ZM66 133L68 135L67 137H66ZM150 136H152V137H150ZM256 138H259V139H256V140L254 139V140H252V142H251V140L249 141V144H251L252 146H248V150H247L246 154L249 155L250 157H252L253 161L264 163V144H263L264 143V136H263V138H262V136L261 137H256ZM253 141H255L256 144ZM261 141H263V143ZM258 144H259V146H258ZM82 145H84V144H80L79 145V146H81V147H79V151L82 152V153L78 152L77 153L78 155L75 154L76 155L75 157L74 156L73 157L70 156L71 157L70 158L69 156H66V155L63 154V156H60V157L59 156H55V158L54 157L53 158H50L51 160L48 159V162L47 161H45L46 163L43 162L44 164L41 162V165H40V163H38V165L37 164H35V165L32 164L34 168H32V170L31 169L30 170L33 171V173L30 172L29 169H27L28 167H26L27 172L25 170V167L21 168L20 169V173H19V175H18V177L16 179V181H18V182H15V184H17L16 186H20L21 187L22 183L26 180V178L29 177V176H31L30 174H32V176L34 175L33 176L34 181L36 179H38L34 183H37L36 185H37L38 189H41V191L38 190V193L39 194H37V195L39 197L41 195L40 199H42L43 201L45 199L43 196L47 197V199L49 198V202L48 203L45 202V201H47L46 199L43 202L44 204H43V207H42V210L41 211H45L44 213L47 215L46 217L48 218V215L50 214V212L55 210L59 214V217H54V219L55 220L57 219L56 220L57 223L61 224L60 225L61 226V229L64 228L63 231H65V229L66 230H69L70 231V232L68 231L69 234H71L73 236L74 235L77 236L79 233H83L84 231H89V230H92V229H97V228H100V227H104L103 230H100L101 232H104L105 231L106 233H109L110 232V234H112V236L114 237V238L112 237V239H114V240L109 241L104 236H100V237L97 238V240L95 241V243L93 245H89L88 246V247H90L88 249H91V255L89 257L90 262L88 260L89 263H91V259L94 261V259H96L98 256H101L100 258L103 257L104 260L106 259L105 261H107L108 263H111L112 262L111 261L112 260V257L115 256V253H119L122 256L121 257L122 258L121 261H119V263H121V264H145V262H147L148 260H150L151 257H152L151 260L153 259V263L152 264H164L166 262H167L166 264H171V263H173V261L172 262L170 261L171 260L170 259L171 258L170 255L171 254L168 253L166 250L170 251L173 247L178 246L179 249L181 248V251H180L181 254H180V257H179L181 260H178L179 259L178 258L175 261L176 263L178 262L177 264H186V263L187 264H192V263L193 264H195V263H198V264L199 263L200 264H202V263L203 264H224V261H223V259H221L220 256L214 255V256H216L214 258V256H210L205 250L203 251V248H202V246H203V243L202 242H203V236H204L203 234L206 233V232H205V230H203V227H201V221L199 219L200 210L204 207V205H206V203L207 204L210 203L209 205H211V206H209V210L212 211V212H214L213 213L214 215L216 213L217 216H220L222 214V211L223 212L226 211L230 207V205H231L230 204V201L231 200H228L230 197L227 196V195H230V194H229V192L226 189H225V191H227L228 194H227V192L226 193L223 192L224 189H223L222 185L224 183L222 185L220 184V183H222L223 180L221 179L222 180L221 181L220 178H219V176H215V173L212 172L205 179L204 178H200L199 179L197 177L196 178L197 181L194 180V179H191L192 181H189L190 179H187V178H185V180H184V177H179V176L178 177H175L174 179H168L167 180V178L164 176V174H161L160 171L158 172V170H157L158 169V164L156 163V161H157L156 160L155 161V164H156L157 169L156 170L154 169L153 171L151 170L152 168H147V167H145V169H144V167L143 168L140 167L141 170H142V171H140V169L138 168L139 166H137V165H136L137 166V169H135L136 168L135 167L132 170V168L134 167V166L132 167L133 164H131V166H130V164L128 165L127 163H124V161L121 162L122 165L123 164L124 165L127 164L125 166H127L126 167L128 169L127 176H128V174H129V176L128 177L127 176H125V177L122 176V178L119 179L118 174H116L115 172H113L114 170L116 171L117 165H115V164L118 162V161H116V162L114 161V163H115L114 164L113 163V160H118L119 159L118 158L119 157L118 155L116 156V155H114L115 153L113 151L108 150L109 147L106 146L107 148H104L105 146H101V147L98 148V150L95 149L96 150L95 151L96 152L95 153L96 155H92L91 156V153L89 151L88 145H87L88 150L85 148L86 147V144L84 145V147H82ZM146 145H147V147H146ZM153 145H155V146H153ZM254 145H256V146H254ZM148 146H150V147H148ZM84 148L86 150H84ZM223 148L224 147H219V146H216L215 148L213 147V150H215L214 152L217 155L216 157H218V158H216L215 162L213 161L210 164L213 165V167H220V168H225V167L226 168H232V167H234V164H235L234 158L232 157L231 153L226 152L225 151L226 149L225 148L223 149ZM255 148L257 150H255ZM100 149L102 151H100ZM103 149H104V152H103ZM105 149H107L109 152L107 150H105ZM152 149H153V151H152ZM8 150L11 151L10 154H7V153H9ZM8 150H6V154L2 157V159H4L5 161L4 160H1V162H0V164H1L0 167L2 168V169L0 168V177L2 176L3 179H9L10 176H12L13 173L18 170V167L16 166V164L18 163V161L20 160V157H21L20 154H19V152L16 149H14L13 147L11 148V150H10V147H9ZM87 152H89V154ZM254 152H257V153L260 152V153H258V155H257V153L255 154ZM12 153H14V154H12ZM85 153L88 154L89 156L87 157ZM97 155H99V156L97 157ZM153 155H154V157H153ZM95 156H96L97 159L95 158ZM12 157H13V159H12ZM57 157H59V158H57ZM205 158L207 160H205ZM230 158H232V159H230ZM93 159H95V161ZM99 160H100L101 163L99 162ZM209 160H211V159H209ZM97 161H98V163L100 165L97 163ZM30 162L31 161H29V163ZM91 162H92V164H91ZM105 162H107L108 165ZM112 165H115V166H112ZM96 166L97 167L99 166L101 169L99 167L97 168ZM129 167H130V169H129ZM7 168H9L10 170L7 169ZM138 169H139V171H137ZM98 171L100 173H98ZM66 173H67V175H66ZM73 173H74L75 176L73 175ZM112 173H114L115 175L114 174L112 175ZM28 174H29V176H28ZM104 175H105V177H104ZM109 175L110 176H113L116 179H119L117 181L115 180L116 182L115 181H112L111 182L112 184L114 183L113 185L110 184L112 187L110 185L108 186L111 189H109L108 187H105V188H108V191L109 192H110V190H112V192H110V194H109V192H107V189L105 190V188L103 189V187L99 186L100 184L102 185L103 182H106L107 181V179H105L106 177H108V180H109V178H110ZM116 175H117L118 178L115 177ZM136 175H138V176H136ZM94 176H96V178ZM19 178H21V179H19ZM102 178H104L105 181H103ZM22 179H24V180H22ZM126 179H129V181H131L133 183V185H132L133 188H132V186L130 188L127 185V183H123V182H125ZM261 180L259 178L258 181H259V184L261 185V187L263 186L262 189L264 191V184H263L264 183V177H261ZM101 181H102V183H100ZM133 181L134 182L136 181L137 183L136 182L134 183ZM192 182H195V183H192ZM98 183H100V184H98ZM139 183H140V185H139ZM65 184H66V186H65ZM87 185L90 186V187H92V189H94V190H92L89 193V195H87V197L80 198L79 197L80 191L82 189H84V187H87ZM138 185H139V187H138ZM218 185H221L220 187H222V188H219ZM134 186L136 187V189H135ZM143 187H144V189H143ZM115 189H116L115 194H117L116 196L119 195L117 192H120V196L118 197V199H117L116 196H114L115 195L114 194ZM44 190H46L47 193H43L42 191H44ZM122 191H123V193H122ZM59 193H61V194H59ZM58 194L61 196L60 201L61 200L62 201L61 202H58L59 204H54L53 205L52 203H55V201H53L52 199L51 200L53 202L50 201V197L51 196H54V195L58 196ZM107 194L109 195V197H108ZM121 194H123V195L125 194V195L124 196L122 195L123 196L122 197ZM120 197L124 201L127 200L126 202L128 204H131L130 205L131 207H129V205L128 206L126 205V206L128 208H131V210H133L135 212V215L136 216L135 217L133 216L134 218H132V219L135 222L134 223L135 224V227L137 226L134 229L135 232L137 231L136 233L135 232H132V229H129V227L127 228V226L124 223L125 222V220H124L125 218H123V217H125V216H124V208L122 207L124 205L121 202H118V200L121 199ZM64 199H65V201H64ZM228 201H229V204H228ZM1 202H2L1 203L2 205H4V206L7 205L10 209H12L13 214L15 215V217H17V218L19 217L20 219L22 218L21 221H23L25 219V215H24V212L22 211L21 204H20L19 200L16 197H12V196H8V195H3ZM64 202H65V204H64ZM226 202H227V204H226ZM120 204H122V205L120 206ZM227 205H229L228 208H227ZM50 207H59V208H58V211H57L56 210L57 208H54V210H51L52 208H50ZM244 207L243 208L245 209L244 210V212H245L247 208H246V206H244ZM219 208H220V211H219ZM223 208H224V210H223ZM48 210H51V211H48ZM59 210H60V213H59ZM63 210H64V212H62ZM56 212H54V213L51 212V214L53 215ZM120 212H122L123 216H122V214ZM246 213H247V211H246ZM58 214H55V216H58ZM93 215L101 218V219L98 218L99 219V221H98L99 223L91 224L90 222H88V221H90L89 218L91 216H93ZM23 217H24V219H23ZM52 217L53 216L50 217V215H49V218H52ZM0 218H1V215H0ZM71 218H72V220H71ZM1 219H0V221H1V223H0V247H2V248L0 249V251H1V253H4L5 255L8 254V255L5 256V255H3V254L0 253V259L1 258H5V260L1 259V260H3V264H4L5 261H7V262H5V264H7L8 263V260H9V263L8 264H11V263L12 264H18L17 263V260L20 261L21 258H22V255H23V252L21 250V247L19 248V246L22 245V242L23 243L25 242L26 238L28 237V234H27V232H25L23 230H21L23 232L18 231L15 235L17 237V241H20V243L16 242V245L14 246V248L12 250H10V252L8 251L9 252L8 253L7 251H5V248H6L5 245L8 246L7 245V242L8 241H6V240L9 237L8 235H9L10 230H9V228L5 224H3V222H2ZM58 221H60V222H58ZM156 221H158V222H156ZM23 222L24 223H27L26 220H24ZM104 222H105V225H104ZM153 223H154V225H153ZM150 224H152V225H150ZM156 224L158 225V227H157ZM125 226H126L127 229H129L131 231L127 230L125 228ZM263 227L264 226H262V225L260 227L261 233H262V235L260 233V236H262V238L260 237L256 241L249 240L251 244L253 242H255V243H253L252 244L253 246H251L249 249H245L246 252L248 251L247 253L244 251V248H243V251L245 252V254H248V256H249V257L247 256V258H249V259H247V260H249V262L247 260L246 261L243 260V261H241V263H238V264H246V263L247 264H251V263L252 264H255V263L256 264H264V249H263L264 248V239H263L264 238V236H263V234H264V231H263L264 228ZM106 229H108V230H106ZM1 234H3V235L5 234V236H3ZM160 235H162V236H160ZM179 235H182V237L184 238V240H182V242L179 241L182 244H180L179 242H176L177 239H178V237H179ZM198 236H201V237H198ZM3 237L4 238L6 237V238L4 239ZM128 237L129 238L132 237L130 239L137 238L136 241H138V243L137 244L135 243V245L133 247H131L128 251L124 252L122 250V248H121V244L120 243H122L125 240L127 241L129 239ZM146 238H148V239H146ZM163 238H165V239H163ZM224 239L225 238H223L222 241H220L221 240L220 239L219 240L220 242L217 241L215 243V245H214L215 248H217V245H218V249H219L220 248L219 245H221V244L222 245L227 244L228 241L226 242V239L225 240ZM238 239H239V237H238ZM70 240L73 241L72 239H69V241L68 240H64V242L60 243L62 246L59 244L60 245L59 246L60 247V250L65 255V257H66L65 259L68 262L71 259V257L74 255L73 254V252H74L73 249L75 251L78 250L77 244H75L76 242L74 241V243H73V242H70ZM107 240L109 241V243H108ZM157 240H158V242L160 244L157 242ZM191 240L192 241L194 240L193 241L194 243L191 242ZM257 241H259V242H257ZM5 242H6V244H5ZM243 242H245V241L243 240ZM256 243L258 245H255L254 246V244H256ZM117 244H119V245H117ZM193 244H194V246H193ZM172 245H174V246L172 247ZM114 246L117 247V248H115ZM170 246L172 248H170ZM256 246L257 247L259 246L260 248L259 247L258 248L261 249V250L258 251V249H256L257 248ZM3 247H4V249H3ZM168 247H169L170 250L168 249ZM198 248H200L201 250L198 249ZM246 248H248V247H246ZM251 248H253L254 251ZM110 249H112V250L114 249V251H112ZM250 250H252V251H250ZM121 251H123V252H121ZM164 251H165V253H164ZM257 251H258V253H257ZM261 251H263V253ZM160 252H162L163 254H160ZM200 252H201V254H199ZM259 252H261V253H259ZM74 253H76V252H74ZM251 253L254 254V255L257 253L255 255V257H253L254 260L252 258V256H254V255H252ZM249 254H251V255H249ZM16 255L18 256V258H17ZM75 255H77V253ZM198 255H199L200 258L198 257ZM182 256H183V258H182ZM194 256L196 258H199L198 260L200 262H196L197 259L194 258ZM209 256H210V258H209ZM44 257L45 256H43V258ZM123 257H125V258H123ZM204 257H206V258L208 257V258L206 259ZM13 258H14L15 261H13ZM37 258L40 259V260H42L40 254L37 255ZM203 258H204V260H203ZM217 258H218V260H217ZM250 258H252V259H250ZM256 258H257V260H256ZM192 259L195 262H193ZM45 260L47 262L46 264H49L48 263L49 261L47 259H45ZM10 261H11V263H10ZM12 261L15 262V263H13ZM109 261H111V262H109ZM175 262L173 264H176Z\"/></svg>",
	"mask_w": 264,
	"mask_h": 264
}]
</instances>
